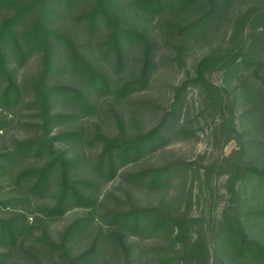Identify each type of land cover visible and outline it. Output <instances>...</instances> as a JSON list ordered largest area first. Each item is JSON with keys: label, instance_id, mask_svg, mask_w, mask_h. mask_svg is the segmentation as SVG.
<instances>
[{"label": "trees", "instance_id": "16d2710c", "mask_svg": "<svg viewBox=\"0 0 264 264\" xmlns=\"http://www.w3.org/2000/svg\"><path fill=\"white\" fill-rule=\"evenodd\" d=\"M0 11V137L24 131L0 142V264H118L120 257L124 264H264V163L246 157L247 150L264 157V137L245 140L221 164L211 162L229 166L223 173L228 198L204 225L188 213L190 192L146 206L128 194L111 201L102 192L119 176L133 189L156 190L197 171L180 159L122 171L165 141L175 128L173 118L129 135L115 110L118 133L96 132L89 139L82 121L98 111L101 98L121 105L148 87L156 42L132 23H150L163 13V49L175 53L169 59L163 51V61L181 63L190 43L212 40L231 23L223 36L227 45L208 41L174 97L197 90L202 107L196 118L209 110L226 141L238 133L237 105L244 103L239 117L264 134V84L257 81L264 72V0H0ZM137 46L139 67L130 75V53ZM33 56L36 70L18 82L15 67ZM217 70L235 76L230 91L210 79ZM58 75L74 84L52 81ZM54 101L71 110L52 112ZM63 123L70 127L52 131ZM94 143L99 150L88 155L83 144ZM235 153L240 161L230 160ZM75 208L85 214L54 240L48 224ZM88 234L89 242L73 254V240Z\"/></svg>", "mask_w": 264, "mask_h": 264}, {"label": "rangeland", "instance_id": "374dc122", "mask_svg": "<svg viewBox=\"0 0 264 264\" xmlns=\"http://www.w3.org/2000/svg\"><path fill=\"white\" fill-rule=\"evenodd\" d=\"M78 10L79 9H76L74 12L76 13ZM4 14L5 11H0V18ZM165 19L166 16L162 13V15L158 16L150 23L139 24L137 21H133L132 23L146 29L148 34L152 36L156 42V64L152 69L148 87L143 91L131 94L121 105L111 97L101 98L98 101V111L82 120L83 129L87 139L96 132L107 136L116 135L118 133V127L115 123L113 114L115 110L120 114L123 127L129 135L139 134L155 128L163 119L169 120L173 118L172 121H174L175 128L173 132L164 135L165 141L160 143L153 152L125 166L122 171L124 173L135 172L144 167L166 164L176 159L192 162L193 170L197 168V171L191 172V170H189L187 175L183 178H176L169 186L156 190L142 188L133 189L121 176H119L107 183L103 187L102 192L106 193L110 200H114L112 197L125 200V196L128 194L131 196L132 201L139 206L157 205L169 200L173 194H179L185 197L187 196L186 194L190 192L192 198L187 209L188 213L193 217H200L205 225V223L210 222V219L227 203L228 198L224 189L226 176L223 173L224 169H227L229 166L223 164L222 167L215 168L210 166L211 162L219 161V164L223 163L222 160L224 157L238 150L240 144L244 143L245 140L249 138H263L264 134L255 132L248 118L245 116L239 117L241 114L240 109L245 107L244 103L237 105L238 109L235 117V124L238 133L233 138L226 141L225 133L219 128V124H217L219 121L218 118L209 110L203 112L201 116L196 118L199 112L201 113L202 107L197 90L188 88L181 92L178 98L174 97L175 88L179 85L183 77L191 71L192 64L194 60L198 58L200 52L207 49L205 45L208 44V41L209 43L210 41L216 42L223 47L227 45L228 36L225 35L224 38L223 36L226 32L230 33L231 23L226 22L220 26V31L222 32H219L218 36L215 35V38L212 40H200L196 44L190 43L187 50L181 55L182 62L178 63L176 60H171L172 62H170L168 59L163 61L161 58V56H163V51L169 59L175 56L173 49H167L166 47L163 49V21ZM105 32L106 30L103 28L99 33L104 34ZM140 57V48L137 46L130 53V65L128 70L130 75L135 74L138 70ZM37 66V57L33 56L21 66L15 67L13 74L18 82H22L36 70ZM10 67H13V65ZM210 79L218 85H225L229 91L235 85V76L232 74L225 75L221 70L212 72L210 74ZM52 81L74 84L71 77L64 75H58L54 77ZM257 81L264 84V72L259 73ZM173 103H175L174 106L172 105ZM69 110L71 109L68 106L59 101H54L51 104L52 112H65ZM178 115H180L179 117L181 120L179 119L177 123L176 117ZM186 119L188 121H186ZM185 121L184 130H180L179 123ZM65 127L70 126L63 123V125L53 127L52 131ZM230 127L231 126L227 123L224 129L228 130ZM23 133V130L17 129L9 134L1 133L4 136L0 137V142L4 141L3 143L7 144L13 134L17 137H22ZM83 146L88 155L95 154L99 150L98 143H94L90 147H88L87 144H83ZM247 151L248 154L246 153V157L252 162L258 164L264 163V157L259 155L260 152L258 150ZM233 155L230 157V160L232 159L233 162L242 159L240 153H235ZM206 166H208L207 169ZM192 178H194V182L191 185ZM84 214L85 211L82 209L75 208L69 210L61 219L48 224L47 232L54 240L58 241L64 227ZM90 234L86 237L73 240L71 250L73 254L78 253L86 246L89 242ZM128 241L132 243L139 242L136 237H129ZM98 264L103 263L99 260ZM118 264H124L122 257L119 258Z\"/></svg>", "mask_w": 264, "mask_h": 264}]
</instances>
